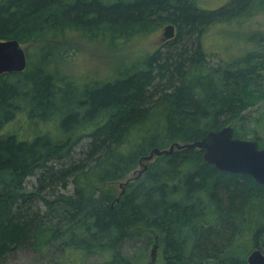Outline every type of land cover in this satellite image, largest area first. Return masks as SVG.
Wrapping results in <instances>:
<instances>
[{
	"label": "trees",
	"instance_id": "1",
	"mask_svg": "<svg viewBox=\"0 0 264 264\" xmlns=\"http://www.w3.org/2000/svg\"><path fill=\"white\" fill-rule=\"evenodd\" d=\"M259 10L264 0L213 9L196 0H0V40L32 46L24 71L0 75V262L55 246L99 254L101 264H153L154 245L159 264H248L253 249L264 250V184L252 175L184 147L134 178L157 147L233 122L235 136L248 137L245 115L264 102V51L210 64L203 40ZM167 24L174 38L87 82L53 42L129 40ZM127 242L140 244L131 256Z\"/></svg>",
	"mask_w": 264,
	"mask_h": 264
},
{
	"label": "rangeland",
	"instance_id": "2",
	"mask_svg": "<svg viewBox=\"0 0 264 264\" xmlns=\"http://www.w3.org/2000/svg\"><path fill=\"white\" fill-rule=\"evenodd\" d=\"M228 1L196 0L200 7L206 9L218 8ZM163 30L164 26L129 40H126L125 37L110 36H100L96 39V37L89 38L77 34L69 39L58 38L53 42L63 45L69 51L66 58H64L66 53L63 54L62 58L71 60L69 71L75 74L73 76L87 82L93 79H101L105 75L119 70V66L135 60L136 57L157 50L172 39L164 41L162 39ZM181 42L184 40L177 42L176 45H181ZM31 47L29 44H25L27 50ZM203 47L208 52L207 61L210 64H218L221 57L228 60L237 53L264 51V10H259L252 16L235 20L231 24L221 22L210 30L207 29ZM245 116L246 122L244 124L248 130L247 139H256L254 133L257 130V134L260 135L259 140H264V102L252 108ZM233 125L236 126V123L233 122ZM33 181L34 178H30L27 183L28 188H32ZM67 187L72 189V182H68ZM139 247L138 242H127L122 250L131 256L138 251ZM154 257L155 262L153 264H159L158 250L155 251ZM102 261L103 257L99 254H91L84 258L79 252L64 251L61 247L55 246L42 253L19 249L8 255L0 264H101Z\"/></svg>",
	"mask_w": 264,
	"mask_h": 264
},
{
	"label": "water",
	"instance_id": "3",
	"mask_svg": "<svg viewBox=\"0 0 264 264\" xmlns=\"http://www.w3.org/2000/svg\"><path fill=\"white\" fill-rule=\"evenodd\" d=\"M176 35L174 24L164 27L162 39L168 40ZM25 47L17 39L0 40V75L10 72L24 71L27 67ZM197 147L204 150V158L222 171L245 173L252 175L259 183L264 184V146L257 139H244L234 136V127L229 124L219 130L210 131L203 139L190 143L175 142L169 148H155L143 157V168L139 170V178L148 168L147 161L156 155L168 154L176 148ZM127 180L125 183H128ZM122 186V184H121ZM157 245L152 249L154 260ZM248 264H264V250L253 249L247 256Z\"/></svg>",
	"mask_w": 264,
	"mask_h": 264
},
{
	"label": "bare ground",
	"instance_id": "4",
	"mask_svg": "<svg viewBox=\"0 0 264 264\" xmlns=\"http://www.w3.org/2000/svg\"><path fill=\"white\" fill-rule=\"evenodd\" d=\"M197 6V5H196ZM59 29V28H58ZM55 30V29H54ZM57 31V30H56ZM64 35V34H63ZM59 37V36H58ZM64 37V36H63ZM66 38V37H65ZM60 54V53H59ZM261 69V68H260ZM263 69V68H262ZM50 71V70H49ZM63 74V73H62ZM71 75V74H70ZM83 78V77H82ZM82 78H80V79H82ZM107 79V78H106ZM76 80V79H75ZM91 80V79H90ZM94 82V81H93ZM98 82V81H97ZM86 84V83H85ZM92 84V83H91ZM98 84V83H97ZM100 84V83H99ZM98 84V85H99ZM102 84V83H101ZM90 85V84H89ZM80 86V85H79ZM85 86V85H84Z\"/></svg>",
	"mask_w": 264,
	"mask_h": 264
}]
</instances>
